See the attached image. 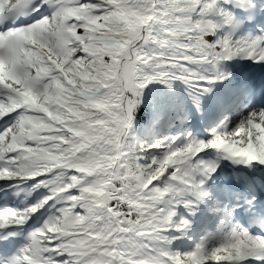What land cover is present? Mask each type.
Instances as JSON below:
<instances>
[{
    "label": "snow or ice",
    "instance_id": "obj_1",
    "mask_svg": "<svg viewBox=\"0 0 264 264\" xmlns=\"http://www.w3.org/2000/svg\"><path fill=\"white\" fill-rule=\"evenodd\" d=\"M237 60L264 65V0H0V264H264V73ZM151 84L182 131L148 143Z\"/></svg>",
    "mask_w": 264,
    "mask_h": 264
},
{
    "label": "trees",
    "instance_id": "obj_2",
    "mask_svg": "<svg viewBox=\"0 0 264 264\" xmlns=\"http://www.w3.org/2000/svg\"><path fill=\"white\" fill-rule=\"evenodd\" d=\"M155 85L156 84H153L151 86V88H150V86H148V88L145 89V96H144L145 103H147L149 101V99H150V96L149 95H151L153 93V90L152 89L155 87Z\"/></svg>",
    "mask_w": 264,
    "mask_h": 264
},
{
    "label": "rangeland",
    "instance_id": "obj_3",
    "mask_svg": "<svg viewBox=\"0 0 264 264\" xmlns=\"http://www.w3.org/2000/svg\"><path fill=\"white\" fill-rule=\"evenodd\" d=\"M0 183H5V182H0ZM22 188H23V186H21ZM12 191H14V190H12ZM24 195V194H23ZM23 195H22V197L20 198V199H23ZM36 194H34L33 196H35ZM19 207H22V205L21 204H19L17 207H15V208H12V209H17V208H19Z\"/></svg>",
    "mask_w": 264,
    "mask_h": 264
}]
</instances>
